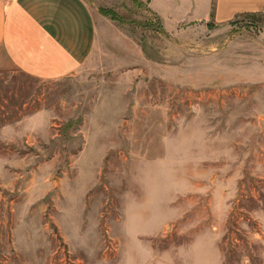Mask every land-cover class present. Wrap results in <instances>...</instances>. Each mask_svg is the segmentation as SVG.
I'll return each mask as SVG.
<instances>
[{
    "label": "rangeland",
    "instance_id": "rangeland-1",
    "mask_svg": "<svg viewBox=\"0 0 264 264\" xmlns=\"http://www.w3.org/2000/svg\"><path fill=\"white\" fill-rule=\"evenodd\" d=\"M87 2L80 71H0V264H264L262 17Z\"/></svg>",
    "mask_w": 264,
    "mask_h": 264
},
{
    "label": "crops",
    "instance_id": "crops-1",
    "mask_svg": "<svg viewBox=\"0 0 264 264\" xmlns=\"http://www.w3.org/2000/svg\"><path fill=\"white\" fill-rule=\"evenodd\" d=\"M141 1L170 33L252 15L264 26V0ZM100 18L87 0H0V71L45 81L72 76L99 44Z\"/></svg>",
    "mask_w": 264,
    "mask_h": 264
},
{
    "label": "trees",
    "instance_id": "trees-1",
    "mask_svg": "<svg viewBox=\"0 0 264 264\" xmlns=\"http://www.w3.org/2000/svg\"><path fill=\"white\" fill-rule=\"evenodd\" d=\"M252 16H254V15H252ZM258 16V15H257ZM259 16H261V15H259ZM262 17V16H261Z\"/></svg>",
    "mask_w": 264,
    "mask_h": 264
}]
</instances>
